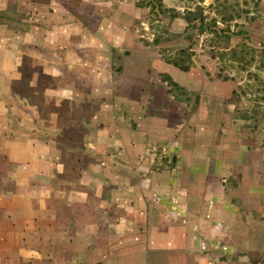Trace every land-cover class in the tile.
<instances>
[{
	"label": "rangeland",
	"instance_id": "1",
	"mask_svg": "<svg viewBox=\"0 0 264 264\" xmlns=\"http://www.w3.org/2000/svg\"><path fill=\"white\" fill-rule=\"evenodd\" d=\"M49 1L54 8L47 20L60 24L62 38L47 48L52 55L60 52V80L75 89V97L62 101L67 111L51 138L33 140L31 148L47 158L52 148L55 161L67 158L73 165L81 158L78 148L87 163L95 161V152L103 161L102 151L108 150L112 162L150 164L153 174L179 178L197 192L205 187L193 185L195 180L222 174L230 225L264 229V0H214L211 6L150 0L149 22L136 26L141 43L134 48L133 35L110 27L107 0L97 6L81 0H3L30 14L31 6ZM30 65L31 71L43 67ZM56 83L46 78L37 88ZM56 99L38 92L43 118L60 111ZM202 99L214 103L199 106ZM166 137H179L185 152L178 170L170 152L147 150ZM192 165L201 168V178L187 171Z\"/></svg>",
	"mask_w": 264,
	"mask_h": 264
},
{
	"label": "crops",
	"instance_id": "2",
	"mask_svg": "<svg viewBox=\"0 0 264 264\" xmlns=\"http://www.w3.org/2000/svg\"><path fill=\"white\" fill-rule=\"evenodd\" d=\"M107 1L110 27L133 35V48L138 46L141 36L135 28L149 22L152 4ZM81 2L97 6L100 1ZM3 3L0 0V264H264V229L230 225L222 174L195 180L193 185L205 187L197 192L179 178L153 174L150 164L112 162L108 150L102 151L103 161L95 152V161L87 163L78 148L81 158L73 165L67 158L55 161L52 148L48 158L41 156L40 148H31L33 140L41 144L51 138L67 111L62 101L73 100L75 89L60 80V52L52 55L47 48L62 38L60 24L47 20L52 3L31 6V14ZM163 3L185 5L184 0ZM33 62L42 69L31 71ZM46 78L58 84L39 90L37 82ZM39 91L56 96L60 111L43 118L35 100ZM213 101L202 99L198 105ZM42 121L47 126L37 127ZM31 124H36L33 134ZM178 139L166 137L146 149L170 152L178 170L185 153ZM200 169L192 165L187 171L201 178ZM57 174L59 179H53ZM39 175L49 178L40 180ZM242 219L240 212L236 222Z\"/></svg>",
	"mask_w": 264,
	"mask_h": 264
},
{
	"label": "trees",
	"instance_id": "3",
	"mask_svg": "<svg viewBox=\"0 0 264 264\" xmlns=\"http://www.w3.org/2000/svg\"><path fill=\"white\" fill-rule=\"evenodd\" d=\"M143 1H147V0H141V1H139V3H143ZM148 3H143V4H147V5H149V4H152V3H150V0L149 1H147ZM153 6V5H152ZM150 7V6H149Z\"/></svg>",
	"mask_w": 264,
	"mask_h": 264
},
{
	"label": "water",
	"instance_id": "4",
	"mask_svg": "<svg viewBox=\"0 0 264 264\" xmlns=\"http://www.w3.org/2000/svg\"><path fill=\"white\" fill-rule=\"evenodd\" d=\"M199 16H200V15H195L194 18H197V17H199ZM202 28H203V29L205 28V25H204V24L202 25Z\"/></svg>",
	"mask_w": 264,
	"mask_h": 264
},
{
	"label": "built area",
	"instance_id": "5",
	"mask_svg": "<svg viewBox=\"0 0 264 264\" xmlns=\"http://www.w3.org/2000/svg\"><path fill=\"white\" fill-rule=\"evenodd\" d=\"M183 211H185V210L183 209Z\"/></svg>",
	"mask_w": 264,
	"mask_h": 264
},
{
	"label": "bare ground",
	"instance_id": "6",
	"mask_svg": "<svg viewBox=\"0 0 264 264\" xmlns=\"http://www.w3.org/2000/svg\"><path fill=\"white\" fill-rule=\"evenodd\" d=\"M123 67V66H122Z\"/></svg>",
	"mask_w": 264,
	"mask_h": 264
}]
</instances>
